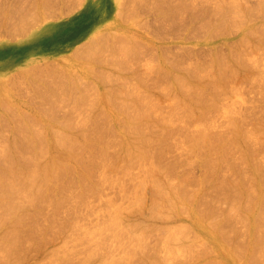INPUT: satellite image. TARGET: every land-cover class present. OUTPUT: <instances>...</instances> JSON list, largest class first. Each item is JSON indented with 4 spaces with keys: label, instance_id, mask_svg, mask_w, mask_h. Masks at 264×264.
<instances>
[{
    "label": "rangeland",
    "instance_id": "1",
    "mask_svg": "<svg viewBox=\"0 0 264 264\" xmlns=\"http://www.w3.org/2000/svg\"><path fill=\"white\" fill-rule=\"evenodd\" d=\"M83 2L81 8L89 16L91 27L94 29L115 9L110 21L101 25L93 34L94 39L91 40V37L84 45L96 41V44L102 48L91 43L90 46L85 47L86 50L89 48L86 52L83 46L79 51L84 50L87 55L83 54L84 52L82 55L78 51L81 58H78L73 65L75 68L66 59L62 60L63 62H55V65L45 60L48 64L45 65L43 62L37 68H33L35 70H31L29 78L23 84H15L14 89L9 91L5 87H0V203L4 204L5 200L8 203L7 205L5 202V206L0 204V221L3 222H0V261H3L1 263L9 264L14 259L15 262L19 260L17 264H88V262L102 264L103 261L105 264H127L128 261L130 264H141L144 258L149 259L148 256H153L149 261L155 259L154 264L159 261L160 264L163 262L165 264L167 259L169 264H179V262L184 264V261L189 260H191L189 263H185L257 264V258L258 264H264V255H262L264 238L261 237L264 234V0H86L85 3ZM119 7L124 9L120 8V15L116 14ZM202 22L203 24L207 22L204 25H208L204 26ZM50 31L49 25L39 27L36 31L37 35L31 38L29 56L43 53L37 37L43 33L49 34ZM100 32H103L102 35ZM119 34L125 36L122 38ZM111 36L113 41L115 36L117 43L112 41ZM159 36L161 40L158 39ZM106 44L108 49L103 50L105 53L102 51V54L109 60L102 56L101 51L100 53L97 51L102 50ZM109 45L113 47L109 48ZM91 46L93 48L90 50ZM93 49L97 52L92 51ZM91 51L99 55H92ZM125 53L134 55L131 56L132 60ZM166 55L169 57L167 58ZM96 57L99 58V62ZM112 57L119 58L120 61ZM164 58L167 59L168 64L164 62ZM224 58L233 67L227 65ZM169 60L172 62L170 63ZM7 61H0V70L5 71L11 66L10 61ZM114 61L115 64L118 63L116 67L120 65L118 68L112 64ZM66 62L69 66L65 64ZM160 62H163L162 65ZM103 64H108L106 66L110 67V70ZM155 64L158 67H155ZM169 64L172 65V69ZM177 64L179 68L183 65L182 71ZM152 66L158 68V71ZM103 67L107 71L103 70ZM108 70L111 74L105 73ZM167 70L171 71L168 73ZM233 70L238 71L236 73ZM98 71L103 72L104 77L99 78L101 72L97 75ZM220 71L225 72L223 74ZM131 72L137 74L136 81L133 78L135 75L132 74V77ZM171 72L173 75L182 72L179 75L181 78L175 82L174 77L177 76L173 77ZM233 72L235 75L232 74ZM212 73L216 79L212 77L214 76ZM192 74L197 79L196 82ZM183 75H188L185 77L187 80L183 82L187 85L190 83V87L194 85L196 88L193 86L187 89L189 85L185 86L181 80ZM124 76L127 81L123 79ZM190 76L193 78L191 79ZM115 77L116 79L118 77V80L122 78L123 82L114 79ZM101 80H104L103 84L99 82ZM188 80L192 84L190 81L188 83ZM192 80L198 84L199 89ZM201 80L205 82L202 83ZM178 81L181 86L184 85V89H180ZM114 82L116 85L113 84ZM117 82L122 83L121 87L119 86L120 89L122 88L121 92L125 91L127 94L121 93L120 90L118 92ZM212 83L215 90L211 87ZM105 84L116 87L109 86V91L103 87H107ZM114 88L115 93L114 90L112 91ZM104 94H111V97ZM94 96L96 99H93ZM119 101L121 104L118 105ZM129 114L135 119H130ZM93 130L96 132H92ZM80 131H83L82 134ZM56 134H60L59 137ZM127 134L132 136L130 140ZM133 135L137 139L133 138ZM124 136L129 143L130 141L132 143L123 140ZM240 137H243L242 140ZM133 139H136L137 144ZM12 140L13 145L16 143L17 146L12 145ZM23 143L24 145H21ZM13 147L16 150H13ZM19 154L21 156L16 157ZM9 159L15 160L10 162ZM30 163V175L25 177L24 172L30 170L27 166ZM5 165H8V168L12 167L13 170L10 168L9 171ZM41 165L45 170L47 169V174L44 173L46 171L43 172ZM16 168L20 169L17 174L22 176L17 177L14 170ZM13 171L15 174L12 173ZM5 172L10 175L8 173L6 175ZM27 177H31L30 180ZM22 179H25L24 183ZM6 185L8 189H5ZM19 186L24 188L21 189ZM32 190L38 192H31ZM11 191L16 192L13 194ZM17 191L20 193L17 194ZM184 195H187V198L190 195L188 200L190 198L192 200L188 201ZM7 196H10L9 199ZM11 197L24 201H16ZM10 203L12 205L10 208L17 209L15 212L8 207ZM150 225L154 228L149 227ZM104 227L107 230L103 229ZM167 240L172 246L167 244L169 243ZM188 242H190L189 246H187ZM95 245L100 249H96ZM166 245L171 247L166 248ZM258 248L262 252L257 251ZM134 249L140 254L137 252V255L136 253L135 256L132 255L136 251ZM9 250L11 254L13 253L11 250H17L16 253L14 252L17 257L14 253L13 257L11 255L8 257ZM203 250L206 252L209 250L208 253H212L211 257ZM54 251L56 256L53 254ZM171 251V256L174 252L172 258L177 259L175 263L171 262L174 260L170 258ZM248 251L253 256H250ZM256 251L257 253H254ZM48 253L50 258L47 256ZM98 253L99 256H96ZM129 254L130 256H126ZM2 255H5V258ZM197 255H200V258L196 259ZM94 256L95 259H91ZM192 256L195 257L194 261L196 260L193 261L194 263ZM248 257L252 260L245 262ZM201 258L204 263L201 262Z\"/></svg>",
    "mask_w": 264,
    "mask_h": 264
},
{
    "label": "crops",
    "instance_id": "2",
    "mask_svg": "<svg viewBox=\"0 0 264 264\" xmlns=\"http://www.w3.org/2000/svg\"><path fill=\"white\" fill-rule=\"evenodd\" d=\"M31 1L37 3L35 4L33 2L34 4H30ZM45 1L46 0H0V61L6 62L9 60L11 63V66L5 71L0 70V87H5L7 91L13 90L15 84H23L25 80L29 78L31 70H35L33 68H37V66L41 65L45 60H48L49 63H54L56 61L60 62L64 60L62 58H65L70 62V65L73 66L79 57L77 50L79 51V49L82 48V45L80 48L79 44H81V42L86 43L89 37L91 38L101 25L110 21L113 11H115V9H113L100 25L94 29L91 27L89 16L81 8L82 0H74L75 3L71 0L68 2L71 4H68L67 7L65 5L69 0H59L60 2L58 0ZM59 3H62V5H59ZM29 7L32 9V11L30 9L31 14ZM69 7L70 9H66ZM53 8H56V12ZM41 9H44V11H41ZM51 9L53 11H51ZM33 11L36 13H33ZM27 14L31 18H29ZM22 16L24 17L21 19ZM33 16L37 22L33 21ZM47 25L51 26L49 34L43 33L41 36L37 37V42L42 47L43 53L29 56L28 51L32 44L31 38L37 35L36 31H38L39 27ZM6 33H8V35ZM73 49L76 51V54L73 51L75 55L71 53ZM72 54L75 57H73Z\"/></svg>",
    "mask_w": 264,
    "mask_h": 264
},
{
    "label": "bare ground",
    "instance_id": "3",
    "mask_svg": "<svg viewBox=\"0 0 264 264\" xmlns=\"http://www.w3.org/2000/svg\"><path fill=\"white\" fill-rule=\"evenodd\" d=\"M43 1H44V0H43ZM46 1L48 2V0H46ZM46 1H45V2H46ZM49 1H50V0H49ZM58 1H59V0H58ZM61 1H62V0H61ZM70 1H71V0L67 1V4H66V5L64 4V5L67 7L68 4H69V5L71 4V3H68V2H70ZM75 1H78V0H75ZM85 1H86V0H84V2H83V0H82L81 2L85 3ZM33 2H34V1H31L30 4H32ZM59 2H60V1H59ZM64 2H65V1H64ZM64 2H63V3H64ZM72 2H74V0H73ZM34 3H35V2H34ZM34 3H33V4H34ZM36 3H37V2H36ZM36 3H35V4H36ZM54 3H55V2H54ZM74 3H75V2H74ZM76 3H79V2H76ZM50 4H51V2H50ZM50 4H48V5H50ZM52 4H53V3H52ZM56 4H57V3H56ZM56 4H55V5H56ZM80 4H81V3H80ZM118 4H119V6H120V1H119ZM37 5H38V4H37ZM55 5H53V6H55ZM59 5H62V3H59ZM59 5H58V7H59ZM64 5H63V6H64ZM30 6L32 7V5H30ZM39 6H40V5H39ZM50 6H51V5H50ZM65 6H64V7H65ZM72 6H74V5H72ZM121 6H122V5H121ZM64 7H63V8H64ZM32 8H34V7H32ZM56 8H57V7H56ZM56 8H55V9L53 8L54 11L56 10ZM61 8H62V7H61ZM120 8H121V7H119V8L117 9L118 13H117V11H116V14H119V15H120ZM30 9H31V8L29 7V11H30ZM39 9H40V8H39ZM66 9H70V7H69V8H66ZM66 9H65V10H66ZM122 9H123V8H121V10H122ZM33 10H34V9H33ZM46 10H47V9H46ZM123 10H124V9H123ZM31 11H32V9H31ZM31 11H30V14H31ZM41 11H44V9H43V10L41 9ZM51 11H53V10L51 9ZM62 11H63V10H62ZM125 11H126V10H125ZM171 11H173V10H171ZM45 12H46V11H45ZM47 12H48V11H47ZM49 12H50V11H49ZM55 12H56V11H55ZM123 12H124V11H123ZM189 12H191V11H189ZM192 12H194V11H192ZM28 13H29V12H28ZM33 13H36V12L33 11ZM33 13H32V15H33ZM43 13H44V12H43ZM128 13H129V12H128ZM171 13H172V12H171ZM178 13H179V12H178ZM186 13H187V12H186ZM195 13H196V12H195ZM45 14H46V13H45ZM62 14H64V13H62ZM172 14H173V13H172ZM190 14L194 15L193 13H190ZM32 15H31V16H32ZM53 15H54V14H53ZM57 15H58V14H57ZM64 15H65V14H64ZM192 15H191V16H192ZM27 16H28V14H27ZM44 16H46V15H44ZM48 16H49V15H48ZM55 16H56V14H55ZM121 16H122V15H121ZM170 16H171V15H170ZM170 16H169V17H170ZM174 16H175V15H174ZM184 16H185V15H184ZM186 16L188 17V15H186ZM194 16H196V14H195ZM194 16H193V17H194ZM23 17H24V16H22L21 19H22ZM28 17H29V16H28ZM28 17H27V18H28ZM40 17H41V16H40ZM49 17H50V16H49ZM51 17H52V16H51ZM124 17H125V16H123V18H124ZM176 17H177V15H176ZM189 17H190V16H189ZM197 17H199V16H197ZM29 18H31V17H29ZM36 18H37V17H36ZM42 18H43V16H42ZM45 18H46V17H45ZM119 18H121V17H119ZM171 18H172V17H171ZM171 18H170V19H171ZM173 18H174V17H173ZM178 18H179V16H178ZM33 19H34V16H33ZM185 19H186V18H185ZM189 19H191V18H189ZM194 19H197V18H194ZM37 20H38V19H37ZM39 20H40V19H39ZM121 20L124 21L122 18H121ZM187 20H188V19H187ZM192 20H193V19H192ZM200 20H201V19H200ZM21 21H22V20H21ZM30 21H31V20H30ZM33 21H36V20L34 19ZM41 21H42V20H41ZM117 21H118V20H117ZM22 22H23V21H22ZM36 22H37V21H36ZM38 22H39V21H38ZM119 22H120V20H119ZM173 22H175V21H173ZM182 22H183V21H182ZM189 22H190V21H189ZM200 22H201V21H200ZM204 22H205V21H204ZM121 23H122V22H121ZM123 23H124V22H123ZM177 23H178V22H177ZM206 23H207V22H206ZM206 23H204V24H206ZM236 23H237V22H236ZM239 23H241V22L239 21ZM239 23H238V25H240ZM115 24H116V23H115ZM184 24H185V23H184ZM202 24H203V22H202ZM204 24H203V25H204ZM22 25H23V23H22ZM117 25H119V24H117ZM182 25H183V24H182ZM203 25H202L201 28H203L204 26H207L208 24H207V25H204V26H203ZM233 25H234V24H233ZM235 25H236V24H235ZM238 25H237V26H238ZM115 26H116V25H115ZM124 26H125V25H124ZM184 26H185V25H184ZM110 27H111V26H110ZM180 27H181V26H180ZM199 27H200V26H199ZM119 28H120V27H119ZM121 29H122V28H121ZM123 29H124V28H123ZM162 29H163V27H162ZM177 29H178V28H177ZM21 30H22V29H21ZM179 30H180V29H179ZM179 30H178V31H179ZM112 31H113V30H112ZM172 31L174 32L175 30H172ZM113 32H114V31H113ZM113 32H112V33H113ZM168 32H169V31H168ZM170 32H171V31H170ZM0 33H1V32H0ZM3 33H5V32H3ZM102 33H103V32H100V35H102ZM105 33H107V31H105ZM160 33H161V32H160ZM166 33H167V32H166ZM171 33H172V32H171ZM195 33H196V31H195ZM6 34L8 35V33H6ZM96 34L99 35L98 33H96ZM158 34H159V33H158ZM167 34H168V33H167ZM169 34H170V33H169ZM9 35H11V34H9ZM104 35H105V34H103V36H104ZM113 35H115V34H113ZM119 35H120L122 38L125 36V35L122 36V34H119ZM119 35H116V37H118ZM135 35H137V33H136ZM170 35H171V34H170ZM5 36H6V35H5ZM120 36H119V37H120ZM130 36H132V35H130ZM164 36H165V34H164ZM98 37H100V36H98ZM104 37H105V36H104ZM155 37H156V35H155ZM161 37H162V36H161ZM101 38H102V37H101ZM108 38H109V37H108ZM113 38H114V41L116 42V38H115V36H114ZM153 38H154V37H153ZM254 38H255V37H254ZM92 39H94V38L92 37L91 40H92ZM111 39H112V36H111ZM120 39H121V38H120ZM124 39H125V38H124ZM131 39H132V38H131ZM135 39H136V38H135ZM158 39L161 40L160 36H159ZM242 39H243V38H242ZM89 40H90V37H89L88 41H87V40H86V41L89 42ZM96 40H97V39H96ZM102 40H103V38H102ZM102 40H101V41H102ZM118 40H119V39H118ZM246 40H247V39H246ZM259 40H260V39H259ZM93 41H94V40H93ZM107 41H108V40H107ZM107 41H105V42H107ZM112 41H113V39H112ZM114 41H113V42H114ZM136 41H137V40H136ZM242 41H243V40H242ZM242 41H241V42H242ZM87 42H86V43H87ZM105 42H104V43H105ZM113 42H111V45H112ZM122 42H123V41H122ZM244 42H245V40H244ZM244 42H243V44L246 43V42H245V43H244ZM247 42H249V41H247ZM252 42H253V41H252ZM83 43H84V45L86 44L85 42H81V44H79V45H80V46H79L80 48H81V45H82V47L84 46ZM91 43H92V44H94V43L96 44V41H95V42H90V43H88V45L91 44ZM109 43H110V42H109ZM116 43H117V42H116ZM116 43H114V44H116ZM249 43H250V42H249ZM118 44H121V43L118 42ZM122 44H123V43H122ZM122 44H121V45H122ZM124 44H125V43H124ZM136 44H137V43H136ZM163 44H164V43H163ZM163 44H162V45H163ZM246 44H247V43H246ZM250 44H252V43H250ZM255 44H256V43H255ZM88 45H86V46H88ZM107 45H108V44H106L105 47L103 46L105 49L103 48L102 50H100V49H98V50L96 49V50L99 51V53H100V51H101V54H102V51H103V50L105 51V50L108 49V48H107ZM252 45H253V44H252ZM77 46H78V44H77ZM77 46H76V48H77ZM86 46H84V48H85ZM89 46H90V45H89ZM93 46H94V48H95V45H93ZM93 46H91L90 50L93 48ZM97 46H100V45H97V44H96V47H97ZM114 46H115V45H114ZM118 46H120V45H118ZM136 46H137V45H136ZM154 46H155V45H154ZM154 46H153V47H154ZM158 46H159V44H158ZM248 46H249V44H248ZM254 46H255V45H254ZM254 46H253V48H254ZM79 47H78V49H79ZM111 47H113V46H110V45H109V48H111ZM124 47H125V46H124ZM126 47H127V45H126ZM160 47H161V46H160ZM182 47H183V46H182ZM99 48H102V47L100 46ZM121 48H122V46H121ZM121 48H120V49H121ZM74 49H75V48H74ZM74 49L72 50L71 53H73ZM88 49H89V48H88ZM88 49L86 50V48H85V51L88 52V51H89ZM113 49H114V48H113ZM163 49H164V48H163ZM163 49H162V50H163ZM94 50H95V49H93L92 51H94ZM109 50H110V52H111V49H109ZM109 50H108V51H109ZM129 50H130V49H129ZM135 50H136V49H135ZM85 51H84V50H82V51L80 50L79 52H81V54H82V52H84L83 54L87 55V54L85 53ZM92 51H91L90 53H91L92 55H95V54H93ZM97 51H94V52H97ZM104 51H103V52H104ZM108 51H107V52H108ZM113 51H114V50H113ZM120 51H121V50H120ZM120 51H118V52H120ZM125 51H126V49H125ZM130 51H131V50H130ZM136 51H137V50H136ZM136 51H134V52L136 53ZM165 51H166V49H165ZM75 52H76V51H74V53H75ZM121 52H122V51H121ZM126 52H127V51H126ZM74 53H73V54H74ZM77 53H78V50H77ZM104 53H105V52H104ZM128 53H129V51H128ZM128 53H125V54L127 55ZM130 53H131V52H130ZM135 53H134V54H135ZM151 53H152V52H151ZM153 53H154V52H153ZM241 53H242V52H241ZM73 54H72V56H73ZM75 54H76V53H75ZM75 54H74V55H75ZM83 54H82V55H83ZM101 54H100V55H101ZM121 54H124V53H121ZM132 54H133V52H132ZM132 54H131V56H132ZM136 54H137V53H136ZM136 54H135V55H136ZM96 55H99V54H96ZM96 55H95V56H96ZM108 55H110V54H108ZM112 55H113V52H112ZM117 55H119V54H117ZM126 55H125V56H126ZM155 55H157V53H156ZM161 55H163V53H161ZM239 55H240V54H239ZM78 56H79V57H78ZM78 56H76V57L81 58V55H79V53H78ZM95 56H94V57H95ZM102 56H103V54H102ZM102 56H101V57H102ZM110 56H111V55H110ZM128 56H130V55L128 54ZM131 56H130V59L132 60ZM150 56H151V55H150ZM166 56H167V58L169 57L168 55H166ZM241 56H242V55H241ZM241 56H240V57H241ZM243 56H244V55H243ZM69 57H70V56H69ZM73 57H75V56H73ZM83 57H86V56H83ZM90 57H91V56H89V58H90ZM98 57H99V56H98ZM98 57H96V58L98 59V62H99V58H98ZM103 57H106V56L104 55ZM121 57H122V56H121ZM123 57H124V55H123ZM123 57H122V58H123ZM126 57H127V56H126ZM132 57H134V55H133ZM218 57H219V56H218ZM86 58H87V57H86ZM106 58H107V57H106ZM113 58H115V57H112V59H113ZM136 58H137V57H136ZM150 58H151V57H150ZM158 58H159V57H158ZM220 58H221V56H220ZM232 58H233V57H232ZM238 58H239V57H238ZM62 59L65 60V58H62ZM69 59H70V58H69ZM90 59H91V58H90ZM90 59H89V60H90ZM94 59H95V58H93V60H94ZM97 59H96V60H97ZM100 59H101V58H100ZM107 59H108V58H107ZM116 59L119 60V58H115V60H116ZM120 59H121V58H120ZM125 59H126V58H125ZM162 59H163V58H162ZM234 59H235V58H234ZM239 59H240V58H239ZM242 59H243V58H242ZM242 59H241V60H242ZM56 60H57V59H56ZM96 60H95V61H96ZM108 60H109V59H108ZM108 60H106V61L108 62ZM121 60H122V59H121ZM131 60H130V62H131ZM156 60H157V59H156ZM164 60H165V58H164ZM164 60H163V61H164ZM166 60H167V59H166ZM166 60H165L164 62H166ZM219 60L221 61V59H219ZM224 60L226 61L225 58H224ZM224 60H223V61H224ZM80 61H81V60H80ZM100 61H101V60H100ZM104 61H105V59H104ZM119 61H120V60H119ZM125 61H126V60H125ZM133 61H134V60H133ZM136 61H137V60H135V62H136ZM174 61H175V60H174ZM216 61H218V60H216ZM235 61H236V63L238 64L237 59H236ZM242 61H243V60H242ZM56 62H57V61H56ZM60 62H61V61H60ZM62 62H63V61H62ZM102 62H103V61H102ZM102 62H101V63H102ZM111 62H112V61H111ZM111 62H110V63H111ZM115 62H116V61H114V63H112V64H115ZM117 62H118V61H117ZM122 62H124V60H123ZM126 62H127V61H126ZM126 62H125L124 65H126ZM156 62H157V61H156ZM158 62H159V60H158ZM169 62L171 63L172 61L169 60ZM175 62H176V61H175ZM175 62H174V63H175ZM184 62H185V61H184ZM218 62H219V61H218ZM218 62H216V63H218ZM226 62H227V61H226ZM226 62H225V63H226ZM50 63H51V62H50ZM54 63H55V62H54ZM54 63H53V64H54ZM79 63H80V62H79ZM101 63H100V64H101ZM110 63H109V64H110ZM127 63H128V62H127ZM160 63H161V62H160ZM160 63H158V64H160ZM162 63H163V62H162ZM162 63H161V65H162ZM166 63H167V62H166ZM225 63H224V64H225ZM231 63H232V62H231ZM47 64H48V63H47ZM47 64H46V62H45V65H47ZM51 64H52V63H51ZM60 64H61V63H60ZM65 64L67 65V62H66ZM65 64H64V65H65ZM90 64H91V63H90ZM112 64H111V65H112ZM117 64H118V63H117ZM117 64H115V67H116ZM121 64H122V63H121ZM167 64H168V63H167ZM219 64L221 65V63H219ZM239 64H240V63H239ZM243 64H244V63H243ZM49 65H50V64H49ZM54 65H55V64H54ZM54 65H52V66H54ZM74 65H75V64H74ZM103 65H104V64H103ZM106 65H108V64H105L104 66H106ZM161 65H159V66H161ZM177 65H178V64H177ZM177 65H176V66L173 65V66L177 67ZM193 65H195V64H193ZM198 65H201V64H198ZM206 65H207V64H206ZM211 65L213 66V64H211ZM227 65H229L228 62H227ZM230 65H231V64H230ZM230 65H229V66H230ZM67 66H69V65H67ZM67 66H66V67H67ZM79 66H80V65H79ZM119 66H120V65H118V67H119ZM129 66H130V65H129ZM164 66H166V64H165ZM164 66H163V67H164ZM169 66H170V64H169ZM171 66H172V65H171ZM171 66H170V68H171ZM182 66H183V65H182ZM182 66H181V67H182ZM204 66H205V63H204ZM209 66H210V65H209ZM217 66H218V65H217ZM217 66H216V67H217ZM225 66H226V65H225ZM225 66H224V68H225ZM240 66H241V64H240ZM40 67H41V66H40ZM44 67H45V66H44ZM73 67H74V66H73ZM106 67H108V66H106ZM111 67H113V66H111ZM115 67H114V69H115ZM118 67H116V68H118ZM155 67H158V66H156V64H155ZM161 67H162V66H161ZM181 67H180V68H181ZM192 67H193V66H192ZM195 67H197V65H196ZM199 67H200V66H199ZM199 67H198V68H199ZM207 67H208V66H207ZM207 67H205V68H207ZM221 67H223V66H221ZM227 67H228V66H227ZM227 67H226V68H227ZM230 67H233V66H230ZM48 68H51V67L48 66ZM74 68H75V67H74ZM108 68H109V70H110V67H108ZM108 68H107V69H108ZM124 68H125V67H124ZM127 68H129V67L127 66ZM150 68H151V67H150ZM152 68H154V67L152 66ZM165 68L168 69L169 67H168V68L165 67ZM178 68H179V65H178ZM180 68H179V69H180ZM198 68H197V69H198ZM39 69H40V68H39ZM45 69H46V68H45ZM87 69H88V68H87ZM102 69L105 70L104 67H103ZM129 69H130V68H129ZM154 69H156V68H154ZM157 69H158V68H157ZM157 69H156V70H157ZM161 69H162V68H161ZM163 69H164V68H163ZM166 69H165V70H166ZM171 69H172V68H171ZM192 69H193V68H192ZM192 69H191V70H192ZM197 69H196V70H197ZM200 69H201V68H200ZM216 69H218V68H216ZM221 69H222V68H221ZM230 69H231V68H230ZM230 69H229V70H230ZM235 69H236V68H235ZM50 70H51V69H50ZM109 70H108V72H105V73H109V74H111V72H109ZM118 70H119V69H118ZM131 70H132V69H131ZM136 70H137V69H136ZM148 70H150V69H148ZM156 70H155V71H156ZM159 70H160V69H159ZM182 70H183V69L181 68V71H182ZM185 70H186V68H185ZM185 70H184V71H185ZM188 70L190 71V69H188ZM196 70H195V71H196ZM203 70H204V69H203ZM211 70H212V72L214 71L213 68H212ZM219 70H220V69H219ZM219 70H218V71H219ZM222 70H223V69H222ZM105 71H107V70H105ZM122 71H123V70H122ZM124 71H125V70H124ZM157 71H158V70H157ZM157 71H156V72H157ZM167 71H168V70H167ZM169 71H171V70H169ZM169 71H168V73H169ZM184 71H183V72H184ZM189 71H188V73H189ZM233 71H234V70H233ZM236 71H238V70H235L234 72H236ZM88 72H89V70H88ZM93 72H94V71H92V73H93ZM100 72H101V71H98L97 75H98ZM120 72H121V71H120ZM161 72H162V71H161ZM163 72H164V71H163ZM185 72H187V71H185ZM197 72H198V71H197ZM201 72H202V71H201ZM203 72H204V71H203ZM209 72L211 73V71H209ZM220 72H221V71H220ZM224 72H225V71H224ZM224 72H221V73L224 74ZM226 72H227V71H226ZM228 72H229V71H228ZM228 72H227V73H228ZM231 72H232V71H231ZM231 72H230V73H231ZM234 72H233L232 74H234ZM102 73H103V72H101L100 75H98L99 78H100V77H104V73H103V76H102ZM135 73H136V72H135ZM165 73H166V72H165ZM165 73H163V75H164ZM174 73H175V72H174ZM213 73H214V72H213ZM213 73H212V74H213ZM216 73H217V72H216ZM236 73H237V72H236ZM89 74H91V72H90ZM93 74H94V73H93ZM109 74H108V75H109ZM130 74L132 75L133 73L131 72ZM158 74H161V73L158 72ZM170 74L173 75L172 72H171ZM170 74H169V75H170ZM177 74H178V75H177ZM181 74H182V72H181L180 74H179V73L174 74V75L177 76V77H174V75H173V77L176 78L175 82H177L178 78H181V76L179 77V75H181ZM183 74H186V73H183ZM198 74H199V73H198ZM223 74H222V77H224ZM106 75H107V74H106ZM131 75H129V77H130ZM133 75H135V74H133ZM133 75H132V77H133ZM136 75H137V74H136ZM136 75L133 77V78L135 79V81H136ZM172 75H171V76H172ZM188 75H189V74H188ZM188 75H186V76L183 75L184 77H182V79H181L182 82L185 81V80H187L185 77H187ZM196 75H197V74H196ZM199 75H200V74H199ZM206 75H207V74H206ZM213 75H214V74H213ZM216 75H217V74H216ZM234 75H235V74H234ZM237 75H238V74H237ZM237 75H236V76H237ZM89 76H90V75H89ZM91 76H92V75H91ZM91 76H90V77H91ZM115 76H116V75H115ZM119 76H120V75H119ZM121 76H122V75H121ZM191 76H193V77L195 78L194 74H192ZM191 76H190V77H191ZM197 76H198V75H197ZM197 76H196V77H197ZM210 76H211V75H210ZM217 76H218V75H217ZM220 76H221V75H220ZM230 76H231V75H230ZM95 77H96V76H95ZM105 77H106V76H105ZM127 77H128V76H127ZM132 77H131V79H132ZM173 77H172V78H173ZM193 77H191V79H192ZM212 77H215V75L212 76ZM231 77H232V76H231ZM241 77H242V76H241ZM241 77H240V78H241ZM124 78H125V76L123 77V79H124ZM184 78H185V79H184ZM220 78H221V77H220ZM225 78H226V77H225ZM233 78H234V77H233ZM87 79H88V78H87ZM95 79H96V78H95ZM101 79H103V78H101ZM106 79H107V78H106ZM112 79H113V77H112ZM114 79H116V77H115ZM121 79H122V78H121ZM121 79H119V80H121ZM134 79H133V81H134ZM156 79H157V78H156ZM156 79H155V80H156ZM183 79H184V80H183ZM188 79H189V77H188ZM191 79H190V80H191ZM200 79H202L201 76H200ZM214 79H216V77H215ZM218 79H219V78H218ZM234 79H235V78H234ZM236 79H237V78H236ZM85 80H86V79H85ZM116 80H118V77H117ZM119 80H118V81H119ZM124 80L127 81L126 79H124ZM129 80H130V79H129ZM129 80H128V81H129ZM173 80H174V79H173ZM190 80H188V83H189ZM193 80H194V79H193ZM193 80H192V81H193ZM196 80H197V79L195 78V82H196ZM198 80H199V78H198ZM222 80H223V78H222ZM224 80H226V79H224ZM87 81H88V80H87ZM103 81H104V80H101V81H99V82H101V83L103 84ZM107 81L110 82V80H107ZM121 81H122V80H121ZM121 81H120V82H121ZM135 81H134V82H135ZM179 81H180V79H179ZM179 81H178V84H180ZM236 81H237V80H236ZM111 82H112V81H111ZM122 82H123V81H122ZM130 82H132V81H130ZM153 82H154V81H153ZM156 82H157V81H156ZM156 82H155V84H156ZM182 82H181V83H182ZM186 82H187V81H186ZM190 82H191V81H190ZM198 82H199L200 84H202V83L205 82V81H204V80H203V81L201 80L202 83H201L200 81H198ZM198 82H197V83H198ZM226 82H227V81H226ZM84 83L86 84V82H84ZM91 83H93V82H91ZM136 83H137V82H136ZM139 83H140V82H139ZM183 83H184V82H183ZM60 84H61V83H60ZM96 84H98V82H97ZM106 84H108V82H106ZM106 84H105V85H106ZM113 84H115V82H114ZM120 84H122V83H120ZM120 84L117 82L118 92H119V90H120V92H121V89H122V88H121V89L119 88ZM123 84H124V83H123ZM153 84H154V83H153ZM184 84H185V86L187 85V83H184ZM191 84H192V82H191ZM193 84H195L194 81H193ZM214 84H217V83L214 82ZM214 84L212 83V86H211V87H213ZM73 85H75V84H73ZM93 85H95V84H93ZM115 85H116V84H115ZM115 85H112V86H115ZM156 85H157V84H156ZM176 85H177V84H176ZM182 85H183V84H182ZM188 85H189V86H188ZM188 85H187V86H188L187 89L190 87V83H189ZM195 85H197V87H198V84H195ZM204 85H206V84L204 83ZM209 85H210V80H209ZM224 85H225V84H223V86H224ZM106 86H107V85H106ZM109 86H111V85H109ZM109 86H107V87L103 86V87L108 89ZM112 86H111V87H112ZM124 86H126V84H125ZM134 86H135V83H134ZM193 86H194V85H192V87H190V89L193 88ZM216 86H217V85H216ZM218 86H220V85L218 84ZM51 87H52V86H51ZM58 87H60V85H59ZM95 87H96V86H95ZM99 87H100V86H99ZM115 87H116V86H115ZM120 87H121V86H120ZM128 87H129V86H128ZM135 87H136V86H135ZM178 87H179V86H178ZM204 87H205V86H204ZM206 87H207V85H206ZM220 87H221V86H220ZM131 88H132V86H131ZM136 88H137V87H136ZM181 88L184 89V85L181 86V84H180V89H181ZM194 88H196V86H194ZM208 88H209V87H208ZM99 89H100V88H99ZM109 89H110V87H109ZM109 89H108V90H109ZM127 89H129V88H127ZM127 89H126V90H127ZM170 89H172V88H170ZM190 89H189V90H190ZM198 89H199V87H198ZM210 89H211V88H210ZM213 89H214V87H213ZM218 89H219V88H218ZM101 90H102V89H101ZM101 90H100V91H101ZM105 90H106V89H105ZM113 90H114V93H115V88L112 89V91H113ZM195 90H197V89H195ZM195 90H194V91H195ZM214 90H215V89H214ZM52 91H53V89H52ZM109 91H110V90H109ZM109 91H108V92H109ZM177 91H178V90H177ZM187 91H188V90H187ZM212 91H213V90H212ZM220 91H222V90L220 89ZM53 92H54V91H53ZM101 92H103V91H101ZM124 92H125V91H124ZM124 92H121V93L124 94ZM171 92H172V91H171ZM173 92H174V91H173ZM223 92H224V91H223ZM99 93H100V92H99ZM106 93H107V90H106ZM109 93H110V92H109ZM116 93H117V92H116ZM125 93H126V92H125ZM176 93H177V92H176ZM112 94H113V93H112ZM118 94H119V93H118ZM126 94H127V93H126ZM181 94H182V93H181ZM96 95H97V94H96ZM104 95H107V94H104ZM113 95L115 96V94H113ZM169 95H170V94H169ZM99 96H100V94H99ZM107 96H108V97H109V96L111 97V94H110V95L108 94ZM107 96H105V97L107 98ZM117 96H118V95H117ZM120 96H122V95H120ZM170 96H172V95H170ZM173 96H175V92L173 93ZM176 96H177V94H176ZM182 96H183V95H182ZM94 97H95V98H94ZM94 97H93V99H96V96H94ZM110 97H109V98H110ZM122 97L125 98L126 96H122ZM130 97H131V96H130ZM98 98H99V97H98ZM114 98H115V97H114ZM120 98H121V97H120ZM120 98H119V100H120ZM124 98H122V99H124ZM175 98H176V97H175ZM100 99H101V98H100ZM104 99H105V98H104ZM111 99H112V98H111ZM111 99H110V100H111ZM136 99H137V98H136ZM136 99H135V100H136ZM176 99H178V98H176ZM181 99H182V98H181ZM115 100H116V99H115ZM117 100H118V99H117ZM126 100H127V99H126ZM128 100H129V98H128ZM128 100H127V102H129ZM95 101H96V100H95ZM120 101H121V100H120ZM120 101L118 102V105H119ZM133 101H134V100H132V102H133ZM98 102H99V100H98ZM108 102H109V101H108ZM113 102H114V101H113ZM103 103H104V102H103ZM103 103H102V104H103ZM115 103H116V102H115ZM120 104H121V103H120ZM132 104H134V103H132ZM93 105H94V104H93ZM97 105H98V104H97ZM129 105H131V104H129ZM129 105H128V106H129ZM136 105H137V104H136ZM190 105H191V104H190ZM101 106H103V105H101ZM107 106H108V105H107ZM114 106H115V105H114ZM114 106H112V107L114 108ZM134 106H135V105H134ZM196 106H197V105H196ZM196 106H195V108L197 109ZM95 107H96V106H95ZM98 107H99V105H98ZM131 107H132V106H131ZM136 107H137V106H136ZM106 108H107V107H106ZM109 108H111V106L108 107L107 109L109 110ZM133 108H134V107H133ZM188 108H189V106H188ZM190 108H191V107H190ZM193 108H194V106H193ZM198 108H199V107H198ZM93 109H94V108H93ZM99 109H100V108H99ZM135 109L137 110V108H134V110H135ZM94 110H95V109H94ZM110 110H111V109H110ZM130 110H131V109H130ZM132 110H133V109H132ZM132 110H131V111H132ZM192 110H193V109H192ZM114 111H115V110H114ZM128 111H129V110H128ZM197 112H198V111H197ZM94 113H95V112H94ZM126 113H127V112H126ZM129 113H130V112H129ZM133 113H134V111H133ZM193 113H194V112H193ZM113 114H114V113H113ZM113 116H114V115H113ZM132 116H133V114H132ZM129 117H130V114H129ZM133 117H134V116H133ZM133 117H132V118L130 117V119H132V120L135 119V118H133ZM135 117H136V116H135ZM128 119H129V118H128ZM136 120H137V119H136ZM64 126H65V125H64ZM64 126H63V127H64ZM70 126H71V125H70ZM70 126H69V127H70ZM66 128H67V126H66ZM71 128H72V127H71ZM72 129H74V128H72ZM75 129H76V128H75ZM53 130H55V129L53 128ZM81 130H82V129H81ZM51 131H52V129H51ZM94 131H95V130H93L92 132H94ZM130 131H131V130H130ZM132 131H133V130H132ZM55 132H56V131H55ZM75 132H76V131H75ZM82 132H83V131H82ZM82 132L80 131L81 134H82ZM95 132H96V131H95ZM95 132H94V133H95ZM135 132H136V134L138 133L137 130H135ZM132 133H133V132H131L130 135H132ZM91 134H92V133H91ZM53 135H54V134H53ZM56 135L59 137L60 134H59V135L56 134ZM64 135H65V134H64ZM122 136H123V135H122ZM127 136H128V138H129V140H130V138L132 137V136L130 137L128 134H127ZM58 137H56V138H58ZM62 137H63V136H62ZM66 137H67V135H66ZM73 137H74V136H73ZM124 137H125V136H124ZM64 138H65V137H64ZM67 138H68V140L70 141L69 137H67ZM74 138H76V137H74ZM74 138H72V139H74ZM133 138H136V136L134 137V135H133ZM204 138H205V137H204ZM240 138H241V137H240ZM242 138H243V137H242ZM242 138H241V140H242ZM72 139H71V140H72ZM136 139H137V138H136ZM136 139H135V140H136ZM198 139H200V138H198ZM53 140H54V139H53ZM61 140L63 141V138H62ZM61 140H60V143H61ZM123 140H127V138L125 137V139L123 138ZM133 140H134V139H133ZM133 140H132V141H133ZM135 140H134V141H135ZM12 141H13V140H12ZM12 141H11V142H12ZM54 141H55V140H54ZM66 141H67V140H66ZM66 141H65V143H67ZM69 141H68V142H69ZM134 141H133V142H134ZM237 141H238V140H237ZM11 142H10V143H11ZM16 142H17V141H16ZM55 142H56V141H55ZM121 142H122V141H121ZM126 142H128V140H127ZM126 142H125V143H126ZM13 143H14V141L12 142V145H13ZM56 143H57V142H56ZM128 143H129V142H128ZM130 143H132V142L130 141ZM130 143H129V144H130ZM134 143L137 144V141H135ZM61 144H62V143H61ZM71 144H72V142H71ZM238 144H239V143H238ZM8 145H9V144H8ZM15 145L17 146L16 143H15ZM15 145H13V146L15 147ZM21 145H24V143L21 144ZM63 145H64V144H63ZM65 145H66V144H65ZM121 145H122V144H121ZM58 146H59V145H58ZM60 146H61V145H60ZM66 146H68V143H67ZM69 146H70V144H69ZM128 146H129V145H128ZM6 147H7V146H6ZM6 147H5V148H6ZM14 147H13L12 149H13V150H16V149H14ZM26 147H27V146L25 145V148H26ZM64 147H65V146H64ZM124 147H125V145H124ZM126 147H127V146H126ZM5 148H4V149H5ZM8 148H9V146H8ZM8 148H7V149H8ZM59 148H60V147H59ZM61 148H62V147H61ZM127 148H128V147H127ZM10 149H11V148H10ZM26 150H28V149H26ZM57 150H59V149H57ZM61 150H62V149H61ZM61 150H60V151H61ZM69 150H70V148H69ZM69 150H68V151H69ZM71 150H72V149H71ZM124 150H125V149H124ZM23 151H24V150H23ZM36 151H37V150H36ZM63 151H64V150H63ZM2 152H5V151H2ZM7 152H8V151H7ZM14 152H15V151H14ZM16 152H17V151H16ZM27 152H30V151L28 150ZM66 152H67V151H66ZM70 152H72V151H70ZM70 152H69V153H70ZM5 153H6V152H5ZM19 153L21 154V151H20ZM36 153H38V151H37ZM69 153H68V154H69ZM72 153H73V152H72ZM72 153H71V154H72ZM17 154H18V153H17ZM20 154L17 155L16 157L21 156ZM34 154H35V153H34ZM117 154H118V153H117ZM10 155H11V154H10ZM14 155H15V154H14ZM60 155H61V154H60ZM53 156H54V155H53ZM56 156H57V155H56ZM67 156H68V155H67ZM70 156H71V155H70ZM114 156L117 157L115 154H114ZM8 157H10V156H8ZM8 157H7V159H8ZM35 157H36V158H35ZM35 157H34V158L37 160V159H38L37 156H35ZM72 157H73V155H72ZM18 158H19V157H18ZM55 158H57V157H55ZM67 158H68V157H67ZM1 159H2V158H1ZM3 159H5V158H3ZM57 159L59 160V158H57ZM14 160H15V159H14ZM14 160H13V159H9L10 162H12V161L14 162ZM9 161H8V162H9ZM17 161H18V160H17ZM32 163H35V161H34V162L32 161ZM43 163H44V162H43ZM41 164H42V162H41ZM8 165H9V164H8ZM8 165H7V166L5 165V168L7 167L8 170H9L10 168L12 169V167L8 168ZM11 165H13V163H12ZM11 165H9V166H11ZM30 165H31V163H30L29 165H27V166L29 167ZM35 165L37 166V164H35ZM50 165H51V164H50ZM14 166H15V165H14ZM32 166H34V164H32ZM32 166H31V167H32ZM36 166H35V167H36ZM15 167H19V166L16 165ZM24 167H25V166H24ZM35 167H34V168H35ZM41 167H43V166L41 165ZM13 168H14V167H13ZM29 168H30V167H29ZM49 168H50V167H49ZM7 169H6V170H7ZM16 169H17V168H16ZM16 169H14V170L16 171V174H17V172H18V174H19L20 169H19V170H18V169L16 170ZM22 169H23V168H22ZM22 169H21V171H22ZM27 169H28V168H27ZM36 169H37V167H36ZM41 169H42V168H41ZM43 169H44L43 172L47 170V169L45 170V167H43ZM51 169H52V168H51ZM12 170H13V169H12ZM23 170H24V169H23ZM25 170H26V169H25ZM25 170H24V171H25ZM164 170H165V169H164ZM4 171H5V170H4ZM9 171H11V170H9ZM24 171H23V172H24ZM26 171L28 172V174H26L27 172H24V174H25L24 176H25V177H26V175H28V176L30 175L29 171H31V168H30V170L28 169V170H26ZM34 171H35V170H34ZM37 171L39 172L38 169H37ZM160 171H161V170H160ZM162 171H163V170H162ZM5 173H6V172H5ZM7 173H8V172H7ZM7 173H6V175H7ZM12 173L15 174L14 171H13ZM31 173H33V172H31ZM34 173H35V172H34ZM34 173H33V174H34ZM40 173H42V172H40ZM44 173L47 174V171L44 172ZM44 173H42V174L44 175ZM8 174H9V173H8ZM18 174H17V175H18ZM20 174H21V172H20ZM33 174H32L31 176H33ZM36 174H37V172H36ZM38 174H39V173H38ZM42 174H41V177L43 178ZM162 174H163V173H162ZM9 175H10V174H9ZM13 176L15 177V175H13ZM20 176H22V174H21ZM20 176L18 175L17 177H20ZM44 176H47V175H44ZM17 177H16V178H17ZM41 177H40V178H41ZM27 178L29 179V178H31V177H27ZM35 178H36V177H35ZM35 178L33 177V179H35ZM40 178H39V179H40ZM44 178H46V177H44ZM162 178H163V177H162ZM10 179H11V178H10ZM14 180H15V179H14ZM24 180H25V179H24ZM24 180L22 179L23 182H22V181H21V182L24 183ZM26 180H27V179H26ZM29 180H30V179H29ZM163 180H164V179H163ZM166 180H167V179H166ZM15 181L17 182V180H15ZM19 181H20V180H19ZM31 181H32V180H31ZM164 181H165V180H164ZM16 182H14V183H16ZM27 182H28V181H27ZM36 182H37V180H36ZM36 182H35V183H36ZM10 183H12V182L10 181ZM19 183H20V182H19ZM22 183H21V186H22ZM25 183H26V182H25ZM28 183H30V181H29ZM160 183H161V182H160ZM165 183H166V182H165ZM232 183H233V182H232ZM16 184H18V183H16ZM31 184H32V182H31ZM36 184H38V183H36ZM39 184H40V183H39ZM228 184H230V183H228ZM8 185H9V183H8ZM14 185H15V184H14ZM19 185H20V184H19ZM25 185H26V184H25ZM25 185H24V187H25ZM27 185H28V184H27ZM29 185H30V184H29ZM33 185H34V184H33ZM167 185H168V184H167ZM240 185H241V184H240ZM9 186H11V185H9ZM12 186H13V184H12ZM21 186H19V187L21 188ZM38 186H39V185H38ZM155 186H156V185H155ZM234 186H236V185H234ZM247 186H248V185H247ZM6 187H7V185H6ZM24 187H22V188H24ZM33 187H36V186H33ZM39 187H40V186H39ZM160 187H161V186H160ZM230 187H231V185H230ZM232 187H233V186H232ZM236 187H238V186H236ZM236 187H235V188H236ZM249 187H250V186H249ZM22 188H21V189H22ZM31 188H32V187H31ZM180 188H181V187H180ZM245 188H247V187L245 186ZM5 189H8V187L5 188ZM5 189L3 188V190H5ZM12 189H13V188H12ZM15 189H17V188H15ZM35 189H36V188H35ZM39 189H40V188H39ZM243 189H244V188H243ZM10 190H11V189H10ZM10 190H9V191H10ZM19 190H20V189H19ZM28 190H29V189H28ZM28 190H27V191H28ZM33 190H34V189H33ZM33 190H32L31 192H35V191H33ZM37 190H38V189H37ZM249 190H250V189H249ZM24 191H25V190H24ZM237 191H239V190H237ZM240 191H241V190H240ZM247 191H248V190H247ZM2 192H3V191H2ZM4 192H6V191H4ZM11 192H12V191H11ZM11 192H9V193H11ZM15 192H16V191H14V192H12V193L14 194ZM36 192H38V191H36ZM36 192H35V193H36ZM232 192H234V191H232ZM232 192H231V193H232ZM241 192H242V191H241ZM244 192H245V191H244ZM18 193H20V191H19V192L17 191V194H18ZM23 193H24V192H23ZM152 193H153V192H152ZM185 193H186V192H185ZM247 193H248V192H247ZM247 193H246V196H248ZM177 194H178V193H176V195H177ZM236 194H237V192H236ZM4 195H5V194H4ZM6 195H8V194L6 193ZM6 195H5V196H6ZM28 195H29V194H28ZM161 195H162V194H161ZM161 195H160V196H161ZM229 195H230V194H229ZM233 195H234V194H233ZM19 196H20V195H19ZM184 196H185V195H184ZM186 196H187V195H186ZM186 196H185V197H186ZM189 196H190V195H188V198H189ZM237 196L240 197V195H237ZM237 196H236V197H237ZM246 196H245V197H246ZM7 197H8V199H9L10 196H7ZM31 197H32V196H31ZM33 197H35V196L33 195ZM191 197H192V196H191ZM230 197H233V196L230 195ZM2 198H3V197H2ZM2 198H1V199H2ZM11 198H15V197H11ZM18 198H19V197H18ZM26 198H27V197H26ZM28 198H29V197H28ZM186 198H187V197H186ZM188 198H187V200H188ZM234 198H235V197H234ZM6 199H7V198H6ZM22 199H24V198H22ZM33 199H34V198H33ZM37 199H40V198H37ZM161 199H162V198H161ZM180 199H181V198H180ZM184 199H185V198H184ZM236 199H237V198H236ZM238 199H240V198H238ZM15 200H16V198H15ZM18 200H21V199H18ZM18 200H16V201H18ZM153 200H154V199H153ZM166 200H167V199H166ZM176 200H177V199H176ZM182 200H183V199H182ZM187 200H186V201H187ZM191 200H192V198H190V200H188V201H191ZM232 200H233V198H232ZM12 201H13V200H12ZM12 201H11V203H12ZM21 201H24V200H21ZM188 201H187V202H188ZM235 201H236V200H235ZM246 201H247V200H246ZM246 201H245V202H246ZM1 202H3V200H2ZM5 202L7 203L6 200H5ZM5 202H4V204L2 203L4 206H5V204H6ZM14 202H15V201H14ZM29 202H30V201H29ZM182 202H183V201H182ZM238 202H239V201H238ZM247 202H248V201H247ZM263 202H264V201H263ZM11 203L9 204L10 206H8L9 208L12 206ZM15 203H16V202H15ZM15 203H14V204H15ZM17 203H18V202H17ZM19 203H20V202H19ZM25 203H26V202H25ZM25 203H24V204H25ZM31 203H32V200H31ZM34 203H35V201H34ZM153 203H154V202H153ZM177 203H179V202H177ZM0 204H1V203H0ZM2 204H1V205H2ZM14 204H13V205H14ZM27 204H29V203H27ZM235 204H237V203H235ZM242 204H243V203H242ZM251 204H252V203H251ZM3 205H2V206H3ZM7 205H8V203H7ZM19 205H20V204H19ZM19 205H18V206H19ZM32 205H33V204H32ZM156 205H157V204H156ZM160 205H161V204H160ZM249 205H250V204H249ZM249 205H247V206H249ZM253 205H254V204H253ZM253 205H252V206H253ZM2 206H1V207H2ZM20 206H22V205H20ZM25 206H26V204H25ZM30 206H31V204H30ZM138 206H139V205H138ZM142 206H143V205H142ZM178 206H179V205H178ZM234 206H235V205H234ZM237 206H238V205H237ZM250 206H251V205H250ZM263 206H264V203H263ZM8 207H6V208H8ZM13 207H14V206H13ZM157 207H159V206H157ZM174 207H175V206H174ZM243 207H244V206H243ZM253 207H254V206H253ZM3 208H4V207H3ZM17 208H19V207H17ZM22 208H23V206H22ZM22 208H19V209L21 210ZM24 208H26V207H24ZM135 208H136V207H135ZM235 208H236V207H235ZM237 208H238V207H237ZM241 208H242V207H241ZM248 208H249V210H250V207H248ZM248 208H247V211H248ZM260 208H261V206H260ZM10 209H12V208H10ZM138 209H139V208H138ZM252 209H253V208H252ZM258 209H259V207H258ZM12 210H13V209H12ZM15 210H17V209H15ZM15 210H13V212H15ZM195 210H196V209H195ZM253 210H254V209H253ZM5 211H8V210H5ZM18 211H19V210H18ZM22 211H23V210H22ZM129 211H130V210H129ZM173 211H175V210H173ZM199 211H200V210H199ZM247 211H246V212H247ZM259 211H261V210H259ZM11 212H12V211H11ZM11 212H10V213H11ZM126 212H127V211H126ZM133 212H134V211H133ZM171 212H172V211H171ZM248 212H249V211H248ZM10 213H9V214H10ZM18 213H20V212H18ZM121 213H122V212H121ZM121 213H119V214H121ZM155 213H156V212H155ZM157 213H158V212H157ZM172 213H173V212H172ZM198 213H199V212H198ZM201 213H202V212H201ZM205 213H206V212H204V214H205ZM258 213H259V212H258ZM258 213H257V214H258ZM263 213H264V210H263ZM7 214H8V213H7ZM9 214H8V215H9ZM13 214L15 215V213H13ZM20 214H22V212H21ZM20 214H19V215H20ZM144 214H145V213H144ZM202 214H203V213H202ZM202 214H201V216H202ZM261 214H262V213H261ZM14 215H13V216H14ZM17 215H18V214H17ZM17 215H16V216H17ZM123 215H124V214H123ZM123 215H122V216H123ZM165 215H166V214H165ZM10 216H12V214H11ZM115 216H116V215H115ZM157 216H158V215H157ZM173 216H174V215H173ZM203 216H204V215H203ZM254 216H255V215H254ZM123 217H124V216H123ZM244 217H246V216H244ZM258 217H259V216H258ZM115 218H116V217H115ZM117 218H118V217H117ZM124 218H126V217H124ZM127 218H128V217H127ZM167 218H168V217H167ZM169 218H170V217H169ZM206 218H207V217H206ZM2 219H3V218H2ZM170 219H171V218H170ZM255 219H256V218H255ZM152 220H153V219H152ZM125 221H126V220H125ZM125 221H124V222H125ZM207 221H208V220H207ZM255 221H256V220H255ZM255 221H254V223H255ZM257 221H258V220H257ZM0 222H2V220H1ZM126 222H128V221H126ZM150 222H151V221H150ZM2 223H3V222H2ZM209 223H210V222H209ZM122 224H123V223H122ZM207 224H208V223H207ZM210 224H211V223H210ZM256 224H257V223H256ZM126 225H127V223H126ZM128 225H129V224H128ZM151 225H152V223H151ZM151 225H150L149 227L152 228L153 226H151ZM211 225H212V224H211ZM103 226H104V225H103ZM103 226H101V228H102ZM105 226H106V225H105ZM122 226H123V225H122ZM143 226H144V225H143ZM147 226H148V224H147ZM213 226H214V225H213ZM213 226H212V227H213ZM134 227H135V226H134ZM214 227H215V226H214ZM60 228H61V226H60ZM62 228H63V227H62ZM126 228H127V227H126ZM128 228H129V227H128ZM153 228H154V227H153ZM210 228H211V227H210ZM13 229H14V228H13ZM103 229H105V227H104ZM103 229H101L100 232H102ZM124 229H125V228H124ZM132 229H133V228H132ZM136 229H137V228H136ZM212 229H213V228H212ZM218 229H219V228H218ZM9 230H10V229H9ZM14 230H15V229H14ZM59 230H60V229H59ZM64 230H65V229H64ZM105 230H107V229H105ZM133 230H134V229H133ZM138 230H139V229H138ZM140 230H141V229H140ZM151 230H154V229H151ZM178 230H179V229H178ZM220 230H221V229H220ZM10 231H12V230H10ZM121 231H122V230H121ZM136 231H137V230H136ZM146 231H147V230H146ZM148 231H149V230H148ZM148 231H147V232H148ZM182 231H183V229H182ZM182 231H181V232H182ZM218 231H219V230H218ZM59 232L61 233V231H59ZM122 232H123V231H122ZM133 232H134V231H133ZM141 232H144V231L141 230ZM149 232H150V231H149ZM149 232H148V233H149ZM177 232H178V231H177ZM255 232H256V231H255ZM9 233H11V232H9ZM9 233H8V234H9ZM125 233H126V232H125ZM148 233H146V234H148ZM179 233H180V232H179ZM179 233H178V234H179ZM6 234H7V232H6ZM121 234H122V233H121ZM143 234H145V232H144ZM143 234H142L141 236H143ZM182 234H183V233H182ZM218 234H220V233H218ZM223 234H224V232H223ZM257 234L259 235V233H257ZM221 235H222V233H221ZM258 235H256V236H258ZM48 236H49V235H48ZM48 236H47V237H48ZM52 236H53V235H52ZM123 236H124V235H123ZM134 236H135V235H134ZM144 236H145V235H144ZM172 236H173V235H172ZM176 236H177V235H176ZM219 236H220V235H219ZM224 236H225V235H224ZM256 236H255V237H256ZM259 236H260V235H259ZM127 237H128V236H127ZM129 237H130V236H129ZM167 237H168V236H167ZM179 237H181V236H179ZM179 237H178V238H179ZM182 237H183V236H182ZM182 237H181V238H182ZM261 237L264 238V234H263ZM137 238H138V237H137ZM258 238H259V237H258ZM128 239H129V238H128ZM144 239H145V238H144ZM173 239H174V237H173ZM176 239H177V238H176ZM133 240H134V237H133ZM140 240L142 241V239H140ZM140 240H139V241H140ZM174 240H175V239H174ZM258 240H259V239H258ZM130 241H131V240H130ZM143 241H144V240H143ZM167 241H168V240H167ZM170 241H171V236H170ZM170 241H168V242H169V243H167L168 245H171V244H170ZM177 241H179V239H178ZM180 241H181V240H180ZM256 241H257V240H256ZM134 242H135V240H134ZM172 242H173V241H172ZM172 242H171V243H172ZM259 242H260V241H259ZM142 243H144V242H142ZM174 243H175V241H174ZM174 243H172V244H174ZM189 243H190V242H188V245H187V246H189ZM99 244H100V243H99ZM181 244H182V243H181ZM184 244H185V243H184ZM184 244H183V246H184ZM186 244H187V243H186ZM257 244H258V243H256V245H257ZM259 244H260V243H259ZM11 245L14 246L13 244H11ZM97 245H98V244H97ZM127 245H129V243H127ZM168 245H166L165 247L167 248ZM254 245H255V244H254ZM254 245H253V246H254ZM261 245H263V244L261 243ZM12 246H11V248H12ZM95 246H96V245H95ZM99 246H100V245H99ZM135 246H136V244H135ZM138 246H139V245H138ZM144 246H145V245H144ZM144 246H143V247H144ZM171 246H172V245H171ZM171 246H168V247H171ZM213 246H214V245H213ZM222 246H223V245H222ZM258 246H259V245H258ZM96 247H97L96 249L99 248L98 246H96ZM129 247H130V246H129ZM136 247H137V246H136ZM141 247H142V245H141ZM141 247H140V248H141ZM260 247H261V250H263V249H262V246H260ZM7 248H8V246H7ZM14 248H16V247H14ZM93 248H94V247H93ZM187 248H188V247H187ZM235 248H236V245H235L234 249H235ZM94 249H95V248H94ZM99 249H100V248H99ZM129 249H130V248H129ZM177 249H178V248H177ZM237 249H238V247H237ZM51 250H52V249H51ZM54 250H55V248H54ZM56 250H57V249H56ZM91 250H93V249H91ZM134 250H136V249H134ZM138 250H139V249H138ZM143 250H144V249H143ZM179 250H180V249H179ZM179 250H178V251H179ZM183 250H184V249H183ZM242 250H243V249H242ZM252 250H253V248H252ZM252 250H251V251H252ZM259 250H260V249L258 248L257 251H259ZM261 250H260V251H261ZM5 251H6V250H5ZM11 251H13V253H14V252L16 253L17 250H16V251L11 250ZM31 251H32V250H31ZM31 251H30V253H31ZM33 251H34V250H33ZM95 251H96V250H95ZM95 251H94V252H95ZM98 251H99V250H98ZM100 251H101V250H100ZM184 251H185V250H184ZM200 251H201V250H200ZM203 251H204V250H203ZM208 251H209V250H208ZM208 251H207V252L204 251V252L208 253ZM232 251H233V250H232ZM253 251H254V250H253ZM257 251L254 252V253H257ZM260 251H259V252H260ZM9 252H10V250H9ZM89 252H90V251H89ZM137 252H138V254H140L139 251L136 250V251H134V252L132 253V255L135 256V253H136V255H137ZM141 252H142V251H141ZM204 252H203V253H204ZM238 252H239V251H238ZM240 252H241V251H240ZM248 252H249V254L251 253L250 251H248ZM248 252H247V254H248ZM261 252H262V251H261ZM13 253L11 254V252H10V254H8V257H10V255H11V257H13V256H12ZM15 253H14V255H15ZM50 253H51V251H50ZM55 253H56V252L54 251L53 254H55ZM91 253H92V252H91ZM128 253H129V251H128ZM143 253H144V252H143ZM145 253H147V252H145ZM171 253H172V251L170 252V258H172V256L174 255V252H173V255H172V256H171ZM175 253H176V252H175ZM197 253H199V252L197 251ZM197 253H196V254H197ZM206 253H205V254H206ZM235 253H236V252L234 251V254H235ZM4 254H6V253H4ZM126 254H127V251H126ZM130 254H131V253H130ZM130 254H129V255H126V256H130ZM168 254H169V252H168ZM168 254H167V255H168ZM185 254H187V253H185ZM210 254H212V253H210ZM210 254L208 253V256H209ZM56 255H57V254H55V256H56ZM88 255H89V254H88ZM88 255H87V256H88ZM92 255H93V254H92ZM94 255H95V253H94ZM97 255L99 256V253L96 254V256H97ZM102 255H103V254H102ZM102 255H101V256H102ZM104 255H105V254H104ZM132 255H131V256H132ZM142 255H143V254H142ZM178 255H179V254H178ZM200 255H202V253H201ZM200 255H199V256H200ZM239 255H240V254H239ZM241 255H242V254H241ZM259 255H260V253H259ZM262 255H264V253H263ZM0 256H1V255H0ZM2 256H3V255H2ZM4 256H5V255H4ZM4 256H3V257H4ZM15 256L17 257V254H16ZM47 256H49V258H50L49 253L47 254ZM51 256H54V255H51ZM143 256H144V255H143ZM146 256H147V255H146ZM155 256H156V255H155ZM155 256H154V257H155ZM197 256H198V255H197ZM197 256H196V259H197V258H200L199 256H198V257H197ZM247 256H248V255H247ZM247 256H246V257H247ZM250 256H253V255L250 254ZM250 256H249V257H250ZM254 256H255V258H256V254H255ZM6 257H7V255H6ZM8 257H7V258H8ZM88 257H89V256H88ZM88 257H87V259H89ZM104 257H105V256H104ZM106 257H107V255H106ZM122 257H123V256H122ZM139 257H140V256H139ZM149 257H150V258H151V257L153 258V256H148V258H149ZM175 257H176V256H175ZM192 257H193V259H192V258H191V259H192V262H193L195 257H194V256H192ZM210 257H211V255H210ZM213 257H214V256H213ZM249 257L247 258L248 260H247V259H246V260L244 259L245 262H246V261H251V260H252V259L249 260ZM258 257H259V256H258ZM0 258H1V257H0ZM4 258H5V257H4ZM51 258H53V257H51ZM97 258H98V257H97ZM101 258H102V257H101ZM101 258H98V259H101ZM107 258H108V257H107ZM107 258H106V259H107ZM111 258H112V257H111ZM124 258H125V256H124ZM124 258H123V261H125ZM130 258H131V257H130ZM133 258H134V257H133ZM150 258H149V259L144 258V260L142 261L141 264H150V263H151V264H152V263L154 264V261H153V260H155V259L151 260V261H153V262H151V261H149ZM165 258H166V257H165ZM168 258H169V256H168ZM173 258H174V257H173ZM173 258H172V259H173ZM203 258H204V257H203ZM203 258H201V262H203V261H202ZM206 258H207V257H206ZM237 258H239V257L237 256ZM250 258H251V257H250ZM2 259H3V258H2ZM12 259H13V258H12ZM15 259H16V258H15ZM17 259H18V258H17ZM91 259H95V256H94V258H91ZM102 259L105 260L104 258H102ZM136 259H137V258H136ZM157 259H158V258H157ZM162 259H163V258H162ZM96 260H97V259H96ZM121 260H122V259H121ZM127 260H128V259H127V257H126V261H127ZM164 260H165V259H164ZM176 260H177V259L174 258V260L171 261V262H174V263H175ZM186 260H187V259H186ZM212 260H213V261H214V260L216 261L217 259H212ZM212 260H211L210 262H212ZM237 260H238V259H237ZM257 260H258V258L256 259V262H257V264H258L259 262H258ZM9 261H11V260L9 259ZM18 261H19V260H16V262H18ZM100 261H101V260H100ZM114 261H115V260H114ZM116 261H117V260H116ZM131 261H132V260H131ZM134 261H135V258H134ZM158 261H159V260H158ZM158 261H157V262H158ZM167 261H168V259H167ZM167 261H165V262L169 264V262H167ZM169 261H170V260H169ZM178 261H179V259H178ZM181 261H182V258H181ZM189 261H191V260H189ZM189 261H184V264H186L185 262H188V263H189ZM195 261H196V260H195ZM195 261H194V262H195ZM253 261L255 262L254 259H253ZM1 262H3V261L1 260V261H0V264H2ZM7 262H8V261H7ZM13 262H15L14 259H13L12 263H13ZM16 262L13 263V264H17ZM95 262H96V261H95ZM97 262H98V261H97ZM97 262H96V263H97ZM159 262H161V261H159ZM159 262H158V263H159ZM182 262H183V261H182ZM182 262H181V263H182ZM194 262H193V263H194ZM208 262H209V261H208ZM12 263L9 262V264H12ZM81 263H82V262H81ZM83 263H84V261H83ZM85 263H86V262H85ZM103 263H104V261L102 262V264H103ZM114 263H115V262H114ZM128 263H129V261H128ZM128 263H127V264H128ZM139 263H140V262H139ZM158 263H157V264H158ZM163 263H164V262H163ZM163 263H161V264H163ZM166 263H165V264H166ZM203 263H204V262H203ZM206 263H207V262H206ZM251 263H252V262H251ZM6 264H7V263H6ZM67 264H68V263H67ZM86 264H87V263H86ZM88 264H89V262H88ZM104 264H105V263H104ZM106 264H108V263H106ZM109 264H110V263H109ZM115 264H116V263H115ZM119 264H120V263H119ZM121 264H123V263H121ZM124 264H125V263H124ZM129 264H130V263H129ZM155 264H156V263H155ZM159 264H160V263H159ZM170 264H171V263H170ZM177 264H178V263H177ZM179 264H180V262H179ZM182 264H183V263H182ZM195 264H196V263H195ZM208 264H209V263H208ZM213 264H214V263H213ZM238 264H239V263H238ZM254 264H255V263H254Z\"/></svg>",
    "mask_w": 264,
    "mask_h": 264
}]
</instances>
